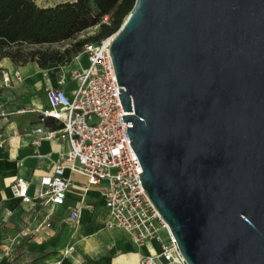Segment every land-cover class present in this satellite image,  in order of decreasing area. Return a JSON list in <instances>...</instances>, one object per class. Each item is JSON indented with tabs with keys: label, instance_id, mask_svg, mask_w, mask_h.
Wrapping results in <instances>:
<instances>
[{
	"label": "water",
	"instance_id": "obj_1",
	"mask_svg": "<svg viewBox=\"0 0 264 264\" xmlns=\"http://www.w3.org/2000/svg\"><path fill=\"white\" fill-rule=\"evenodd\" d=\"M110 53L186 262L264 264V0H136Z\"/></svg>",
	"mask_w": 264,
	"mask_h": 264
},
{
	"label": "crops",
	"instance_id": "obj_2",
	"mask_svg": "<svg viewBox=\"0 0 264 264\" xmlns=\"http://www.w3.org/2000/svg\"><path fill=\"white\" fill-rule=\"evenodd\" d=\"M35 1L41 7H51L75 0ZM82 38L78 35L63 50ZM88 65L83 48L69 62L50 63L47 68L36 62L17 65L9 58L1 61L8 75L0 93V135L5 139V145L0 146V264H141L143 255L160 248L156 240L138 246L123 229L108 228L104 182L88 185L85 175L69 168L66 176L71 184L62 206L51 210L13 196L12 184L25 177L34 197L40 190L41 176L51 173L61 154L69 149V142L59 133L34 145L33 130L39 126L58 130L54 119L41 120V112L49 108L47 89L60 87L71 95L78 87L73 72ZM74 210L80 213L77 222L70 219ZM46 220L52 223L50 235L39 227Z\"/></svg>",
	"mask_w": 264,
	"mask_h": 264
},
{
	"label": "built area",
	"instance_id": "obj_3",
	"mask_svg": "<svg viewBox=\"0 0 264 264\" xmlns=\"http://www.w3.org/2000/svg\"><path fill=\"white\" fill-rule=\"evenodd\" d=\"M114 35L84 44L89 65L73 72L78 87L71 95L63 88L48 87L49 108L41 112V120L52 118L60 127L57 131L37 127L32 143L38 145L59 133L69 142V149L61 154L51 173L41 176L40 190L34 197L25 177L16 179L12 193L24 203H40L53 210L65 203L71 184L67 168L85 175L88 185L104 182L106 226L123 229L138 246L150 240L160 244L156 253L143 255L141 264H188L140 179L143 169L128 130L133 124L124 119V114L131 112L122 104L119 93L123 86L118 83L110 53ZM4 145L0 135V146ZM79 218V210L72 211L70 219L77 222ZM51 226L50 220L39 225L48 235Z\"/></svg>",
	"mask_w": 264,
	"mask_h": 264
},
{
	"label": "trees",
	"instance_id": "obj_4",
	"mask_svg": "<svg viewBox=\"0 0 264 264\" xmlns=\"http://www.w3.org/2000/svg\"><path fill=\"white\" fill-rule=\"evenodd\" d=\"M135 3L136 0H75L41 7L35 0H0V63L9 58L17 65L36 62L47 68L50 63L69 62L73 54L95 38L76 41L63 52L27 51L26 46L74 40L98 24L100 38L114 35ZM107 16L109 21L104 20Z\"/></svg>",
	"mask_w": 264,
	"mask_h": 264
},
{
	"label": "rangeland",
	"instance_id": "obj_5",
	"mask_svg": "<svg viewBox=\"0 0 264 264\" xmlns=\"http://www.w3.org/2000/svg\"><path fill=\"white\" fill-rule=\"evenodd\" d=\"M109 17L107 16L105 21H109ZM83 35L82 39H86L89 37L95 38L93 41L98 40L102 35L100 33V25H96L93 27L88 28L87 30L83 31L79 35ZM69 41H64V42H59V43H52V44H44V45H37V46H26L27 51H37V50H43V51H49V52H63V47L65 46L66 43L70 42ZM74 55V54H73ZM72 55V56H73ZM8 75V69L5 66H1L0 63V93L5 87L6 79ZM98 192V190L96 191Z\"/></svg>",
	"mask_w": 264,
	"mask_h": 264
}]
</instances>
